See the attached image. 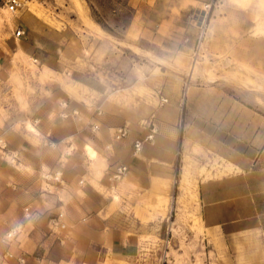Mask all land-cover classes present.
Masks as SVG:
<instances>
[{
	"label": "rangeland",
	"instance_id": "1",
	"mask_svg": "<svg viewBox=\"0 0 264 264\" xmlns=\"http://www.w3.org/2000/svg\"><path fill=\"white\" fill-rule=\"evenodd\" d=\"M21 1L11 12L0 0V154L9 160L3 119L13 112L34 116L45 94L53 101L61 88L97 106L115 96L140 111L145 130L154 123L155 136L177 131L175 195L188 221L206 167L212 178L232 170L210 146L183 145L190 117H205L245 143L264 142V0H213L181 14L175 0ZM166 10L174 19L170 33L143 31L148 14L161 17ZM19 27L24 36L16 35ZM29 123L25 128L38 133ZM188 135L199 141L195 128ZM245 174L232 184L214 182V195L250 192L264 211V161ZM4 194L0 200H12ZM12 211L0 209L6 217H0V254ZM188 228L182 225L176 240L161 241L138 264H264V236L224 240L214 232L204 242Z\"/></svg>",
	"mask_w": 264,
	"mask_h": 264
},
{
	"label": "crops",
	"instance_id": "2",
	"mask_svg": "<svg viewBox=\"0 0 264 264\" xmlns=\"http://www.w3.org/2000/svg\"><path fill=\"white\" fill-rule=\"evenodd\" d=\"M212 1L175 0V6L181 14L188 7ZM170 15L168 10L161 17L148 14L143 31L170 33L174 22L169 21ZM45 95L34 116L13 112L10 119H3L10 160L0 154V190L12 200H0V209L13 210L8 225L24 224L12 248L26 254L27 264H138L140 256L157 252L164 245L161 241L176 240L182 225L189 227L190 237L204 242L214 232L224 240L264 236V211L252 193L216 196L212 188L216 181L232 184L244 177L242 173L256 170L264 161V142L259 138L245 143L205 117H190L183 145L210 146L226 158L232 170L212 178L206 167L198 180L199 202L190 208L195 216L185 221L175 195L179 145L175 129L168 135L156 134L134 153L135 140L148 130L140 124V111H133L124 100L109 96L97 106L93 99L70 98L63 88L54 92L53 101ZM98 107L102 115L96 114ZM28 120L38 133L25 128ZM94 123L99 124L97 130L92 129ZM123 124L130 125V133L115 140L114 129ZM193 128L199 141L186 138ZM119 164L129 170L115 182L113 174ZM25 205L35 212L30 220L24 218ZM60 211L65 214V228L51 223ZM194 225L202 231L192 229ZM2 254L0 264H14Z\"/></svg>",
	"mask_w": 264,
	"mask_h": 264
},
{
	"label": "built area",
	"instance_id": "3",
	"mask_svg": "<svg viewBox=\"0 0 264 264\" xmlns=\"http://www.w3.org/2000/svg\"><path fill=\"white\" fill-rule=\"evenodd\" d=\"M7 8L11 12H15L18 10V8L21 7L22 1L21 0H6L5 2ZM26 34L25 28L19 27L16 30V35L17 36H24ZM168 99L162 97V102H166ZM97 114H102V110L100 108H97L96 110ZM151 127L148 131V133L142 137L138 138L134 142V153L139 152L145 142H152L155 138V133H156V127L154 123H151ZM99 128V124H92V129L97 130ZM130 133L129 127L126 124L119 125L114 129V138L115 140H121L125 137H127ZM128 166L124 164H119L116 167V170L114 171L113 174V180L115 182L121 181L125 175L128 172ZM48 178V175L45 176ZM57 178V176H56ZM24 212V218L27 220H30L33 218L35 215V212L32 210L30 205H25L23 208ZM64 212L60 211L56 213L52 218H51V223L53 227H61L65 228L66 224L64 221ZM24 230V224H18L14 227H12L10 230L4 233L2 237V242L5 244V250L2 254V257L5 261H11L14 260V264H27V257L26 254L23 252H17L12 248V244L16 240L17 236Z\"/></svg>",
	"mask_w": 264,
	"mask_h": 264
},
{
	"label": "bare ground",
	"instance_id": "4",
	"mask_svg": "<svg viewBox=\"0 0 264 264\" xmlns=\"http://www.w3.org/2000/svg\"><path fill=\"white\" fill-rule=\"evenodd\" d=\"M8 12H9V11H8ZM10 13H11V12H10ZM9 16H10V15H9ZM9 16H8V17H9ZM29 125H30L31 129L33 128V129L37 130L32 124L29 123ZM191 132H192V131H191ZM192 133H193V132H192ZM195 138H196V137H195ZM187 139L191 141L192 137H191L190 135H188V136H187ZM88 150H89V152H90L91 155H94V151H93V149H92L90 146H88ZM95 153H96V152H95ZM236 167H237V166H236ZM239 168H240V167H239ZM191 190H192V189H191Z\"/></svg>",
	"mask_w": 264,
	"mask_h": 264
}]
</instances>
